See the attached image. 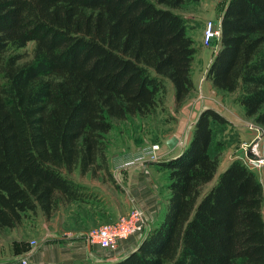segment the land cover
<instances>
[{"label": "trees", "instance_id": "16d2710c", "mask_svg": "<svg viewBox=\"0 0 264 264\" xmlns=\"http://www.w3.org/2000/svg\"><path fill=\"white\" fill-rule=\"evenodd\" d=\"M188 0H0V232L85 200L72 173H110L115 120L179 107L195 88ZM207 70L264 127V0H228ZM35 40L32 60L14 52ZM231 120L206 107L169 169L163 218L137 249L107 264H264V183L235 158L214 179Z\"/></svg>", "mask_w": 264, "mask_h": 264}, {"label": "crops", "instance_id": "0c3cea01", "mask_svg": "<svg viewBox=\"0 0 264 264\" xmlns=\"http://www.w3.org/2000/svg\"><path fill=\"white\" fill-rule=\"evenodd\" d=\"M216 51L209 57V64ZM210 81L206 74L200 78L198 85L201 94L204 95L207 83L214 88L213 84H210L212 81ZM167 84L168 97L176 105L174 84L172 81H168ZM186 99L180 105L182 107L179 106L180 108L188 107L189 101ZM232 101L236 102L234 97ZM236 103L239 104V109L245 113L244 106L238 102ZM208 106L225 114L235 125L238 124L226 110L205 97L200 102L199 113ZM198 115L195 116L191 124L194 125ZM193 125H191L190 129L187 128L188 126L186 128L177 127L176 131L164 137L161 143V150H159L162 157H175L183 151L185 146L179 143L181 135L185 131V134L189 137L186 140L187 144L193 133ZM174 135L178 137V142L171 146L168 143V139ZM118 145V150L109 148L108 159L110 169H118L120 177L114 179L111 176V180H108V178L103 177L104 170H99L97 176L101 175L103 178L96 182L93 181L95 177L91 171L81 174L80 170L76 169L72 176L75 180L86 185L92 195L85 200H75L62 204L58 209L61 220L58 224H55V218L51 216L50 220L46 221L47 230L38 243V249L34 252L29 253V238L32 235H30V232L27 234L26 226H21L20 224L15 227H4L0 232V264H21L20 258L25 256L29 257V264H107L119 258L121 259L139 246L142 238L140 241L137 238H132V240L122 243L112 250L110 249V253L106 251L112 255L111 257L103 253L104 249L100 245L90 244L86 237V232L90 227L102 222L114 221L121 214L130 210L132 205L131 198L143 206L148 221H155L154 225L163 218L165 213L170 195V188L168 187L169 169L162 168L158 163L150 161H139L128 166H121L126 161L134 158L132 157L134 153L130 155L123 148L124 143L122 140L118 142ZM230 162L231 160L220 170L218 167L216 174H220ZM119 165L120 167L118 168ZM105 183H107V186ZM17 229H20L19 232L16 231Z\"/></svg>", "mask_w": 264, "mask_h": 264}, {"label": "rangeland", "instance_id": "374dc122", "mask_svg": "<svg viewBox=\"0 0 264 264\" xmlns=\"http://www.w3.org/2000/svg\"><path fill=\"white\" fill-rule=\"evenodd\" d=\"M227 1L228 0H188L179 9L180 11L186 14V17L189 20V32L194 37L195 45L197 46V52L195 53V57L193 60V70H192V76L196 84H195V88L192 89V91L186 97L187 98L186 100L189 101V105L188 107H184V108H180L182 106L177 107L176 105H174L173 102H171L173 100L170 97H168V91H167L163 107L159 106L152 113L147 115H134V116L131 115L126 119L115 120L114 128L111 129L107 135L110 140L109 148H112V150H118V146H119L118 142L122 140V142L124 143L123 148L126 151H128L130 155L134 153V155L132 156L134 158L126 161L121 166L124 165L128 166L134 163H138L139 161L141 162L150 161L153 163L155 162L158 163L159 160L152 159L150 157L151 154L149 152L145 154V156H147L145 159H140L141 158L140 156H142L143 153H145V151L154 143H159L160 144L159 150H161V143L163 142L164 137L166 135L167 136L170 135L171 133H173V131H176L175 129L177 127L181 126L183 128H186L188 126L187 128L190 129L191 125H193L191 124L192 121L195 119V116L198 115L199 113L200 102L202 98L205 97L208 98L210 101L216 103L218 106L222 107L224 110H226L228 114L230 116H233L234 120L238 122V124L236 125L234 124L233 121H231L230 124H226V125L216 124L217 125L216 140H222L224 143L220 151L219 170L224 165H226L227 162H229L230 160H233L235 158H241L246 162H248L252 166V168L256 170L259 177L264 183V163L261 166L251 163L246 153V149L254 146L253 148L254 151L258 152V154L260 155L264 154V127L261 124L255 122L252 117L247 116L244 113V111H241V109H239L240 108L239 104H237L236 102L234 103L232 101L235 94L234 92L222 91L215 87L214 88L211 87V85L207 83L203 95L201 94V90L198 85L200 78H202L207 73V69L209 67L208 65L209 57L220 46V38H214L208 44L205 42V40L203 39L204 22L207 18H213L214 20H216V22H220L221 25V18ZM35 44H36L35 40H30L26 46H23L18 49H13L14 52H19L21 54V58L19 59L20 63H25L32 60ZM137 132H139L138 135ZM260 135L261 137L259 138ZM188 138L189 137H187V134H185L184 131L180 138V142H179L180 145L186 146L187 145L186 140ZM159 153L161 154L160 151ZM119 167L120 165L118 166V168ZM103 172H104L103 177L108 178V180H111V176L114 179L120 177V175L118 174L119 172L118 169L117 170L110 169V173L106 171ZM218 176L219 174H216L213 180L205 184L204 190H207L209 187H211L215 183ZM94 177L95 178L93 181L96 182H98L101 178H103L101 175L97 176V174H95ZM112 181L115 183L114 180ZM106 184L107 183H105V185ZM86 192H87V197L92 195V192L89 191V188L86 189ZM131 204L132 205L130 207V210L121 214L116 220L110 222H102L90 228L105 223L119 222L124 216L126 217L130 216L133 210L136 208V206H140L147 217L146 211L143 208V206L133 198H131ZM58 209L52 215L55 218L54 219L55 224H58L59 221L61 220ZM24 220H23L24 223H20V224L21 226H26L25 230L28 231L27 234H29L30 232V235H32L31 238H29L30 241L29 253H31L38 249L39 247L38 243L41 240V238H43V235L47 230L46 221L50 220V218H48L40 210L36 213H32V212L28 213V215L24 218ZM154 223L155 221H151V220L148 221L149 227H147L148 228L147 231H149L159 222H157V224L155 225ZM19 230L20 229H17L16 231L19 232ZM147 231L145 233H141V232L133 233L129 235L127 238H125V240H120L118 245L130 241L132 240V238H137L138 241H140L141 238L143 240V237L145 236ZM103 249H104L103 253L106 256L110 255L112 257V255L109 253H110V249L112 250L113 248H103ZM106 251L109 253H107ZM25 258L28 260V264H29V257L27 256L21 257L20 263L21 260Z\"/></svg>", "mask_w": 264, "mask_h": 264}, {"label": "built area", "instance_id": "2783aa9c", "mask_svg": "<svg viewBox=\"0 0 264 264\" xmlns=\"http://www.w3.org/2000/svg\"><path fill=\"white\" fill-rule=\"evenodd\" d=\"M220 22H216L213 18H207L204 22L203 29V39L208 44L214 38H220ZM254 146L251 147L253 150ZM160 144H152L146 151L140 156V159H145L147 156L145 154L149 152L151 158L155 160L162 159V155L159 153ZM247 151V149H246ZM254 151V150H253ZM256 152V151H255ZM247 153V152H246ZM251 163L261 166L260 163L256 164L254 159L248 156ZM262 160V159H261ZM148 220L144 211L140 206H136L132 214L128 217L124 216L119 222L115 223H105L99 226L90 228L86 232L87 240L90 244H98L103 248H114L117 247L120 240H125L129 235L141 232L145 233L147 231ZM22 264H28V260L22 259Z\"/></svg>", "mask_w": 264, "mask_h": 264}, {"label": "water", "instance_id": "95a60500", "mask_svg": "<svg viewBox=\"0 0 264 264\" xmlns=\"http://www.w3.org/2000/svg\"><path fill=\"white\" fill-rule=\"evenodd\" d=\"M212 61V60H211ZM211 63V62H210ZM210 65V64H209ZM208 70V69H207ZM207 74V73H206ZM208 107H210V106H208ZM206 108V107H205ZM178 142V137L176 136V135H174V136H172L171 138H169L168 139V143L172 146V145H175L176 143ZM185 148V147H184ZM247 155L250 157V158H252V159H254V162L256 163V164H259L260 163V159H264V155H260V154H258V153H256L255 151H253L252 149H251V147L250 148H248L247 149ZM176 157V156H175ZM169 158H172V157H169ZM169 158H162L161 160H159V161H163V160H166V159H169ZM158 161V162H159ZM134 251V250H133ZM132 251V252H133ZM131 253V252H130ZM130 253H128V254H130ZM127 254V255H128ZM126 255V256H127Z\"/></svg>", "mask_w": 264, "mask_h": 264}, {"label": "bare ground", "instance_id": "6f19581e", "mask_svg": "<svg viewBox=\"0 0 264 264\" xmlns=\"http://www.w3.org/2000/svg\"><path fill=\"white\" fill-rule=\"evenodd\" d=\"M263 163H264V159H262V160L260 159V165H262Z\"/></svg>", "mask_w": 264, "mask_h": 264}]
</instances>
